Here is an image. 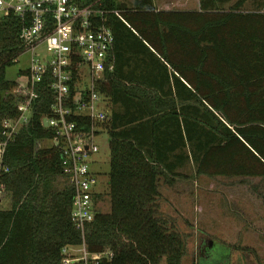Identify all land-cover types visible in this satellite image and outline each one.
Returning a JSON list of instances; mask_svg holds the SVG:
<instances>
[{"label":"trees","instance_id":"1","mask_svg":"<svg viewBox=\"0 0 264 264\" xmlns=\"http://www.w3.org/2000/svg\"><path fill=\"white\" fill-rule=\"evenodd\" d=\"M155 1H105L122 9V17H110L115 69L98 90L110 98L124 85L139 110L103 125L111 209L87 223L86 242L91 250L112 251L106 264H159L163 257L182 264L185 237L161 212L160 198L162 182L172 185L187 161L197 174L264 178V0H199L198 10L157 9ZM22 26L16 16L0 18V129L18 115L16 81L6 70L24 49ZM125 65L133 66L136 86L127 84L134 77L120 74ZM155 65L178 73L182 109L172 103L171 88L164 99L143 85L136 68ZM48 76L37 86L29 126L7 150L2 180L10 206H0V264H62V247L81 242L71 219L74 188L61 182L60 152L41 143L53 134L42 123L54 101ZM72 118L85 129L91 125L87 116Z\"/></svg>","mask_w":264,"mask_h":264},{"label":"built area","instance_id":"2","mask_svg":"<svg viewBox=\"0 0 264 264\" xmlns=\"http://www.w3.org/2000/svg\"><path fill=\"white\" fill-rule=\"evenodd\" d=\"M105 1L0 0V18L22 20V52L30 53L23 79L12 90L20 98L18 115L5 118L0 129V202L7 189L2 177L8 171V147L29 126L39 97L37 86L48 74L54 101L42 118L43 125L53 130L46 146L60 152L63 176L74 188L71 219L82 237L81 242L62 247V264H106L113 256L110 249L91 250L86 242V225L101 205L100 178L87 157L98 150L96 137L111 114L110 98L98 87L115 69L116 37L110 17H122V9ZM72 116H87L91 125L85 129Z\"/></svg>","mask_w":264,"mask_h":264},{"label":"rangeland","instance_id":"3","mask_svg":"<svg viewBox=\"0 0 264 264\" xmlns=\"http://www.w3.org/2000/svg\"><path fill=\"white\" fill-rule=\"evenodd\" d=\"M163 3L157 0L158 6ZM29 61L30 53L22 52L7 68V78L21 81ZM108 139L109 134L101 132L96 137L98 150L87 157L94 172L102 166L104 172L109 171ZM50 143L44 140L45 145ZM181 171L183 175L172 185L162 182L160 206L185 237L182 264H264V178L211 177L197 174L193 163ZM61 180L67 182L64 177ZM0 206L9 208L10 199L5 196ZM99 209L110 211L109 196H101ZM211 244L213 248H208ZM159 264H167L166 257Z\"/></svg>","mask_w":264,"mask_h":264},{"label":"crops","instance_id":"4","mask_svg":"<svg viewBox=\"0 0 264 264\" xmlns=\"http://www.w3.org/2000/svg\"><path fill=\"white\" fill-rule=\"evenodd\" d=\"M155 2H156L155 4H156L157 9L198 10L200 7L199 0H164L163 6H158L157 0ZM136 71L139 73L138 75L139 78L145 79L146 82L143 83V85L145 87H148L150 90L154 89V90L159 91V93L163 96L164 99L167 98V96L164 93H166V91L171 88L173 90L172 94H170L171 101H172V98L175 100V102L172 101V103L175 104V108H177V110H180L183 108L184 101L183 99L181 100L179 99L175 91V88H176L175 80L176 79H175L174 74L178 76V73H174L171 66L168 67V70L161 68L159 65H155V66H149L148 70H145V69L142 70V69L136 68ZM119 72L120 74H124L125 75L124 77L126 76L134 77V80L132 81V83L127 81L128 85L130 84L135 85L139 83L137 82L138 80L137 77L133 73L132 65L131 66L125 65L124 67H122V69ZM143 73L147 75H141ZM123 80H126V79H123ZM182 80L189 86V84L184 78H182ZM179 86H180L181 95L182 96L184 94L187 95L188 88L185 87L181 83L179 84ZM125 89L127 88L124 85L121 91L117 88L114 94L116 96V100L113 94L110 95V112H111L110 119L111 117L114 118L116 116L124 120V119L134 118L135 116L139 114V110L137 109L138 101H136V98L134 96L132 98L129 94L125 93L127 92V90ZM157 102L158 100L156 101V103ZM186 104H188V102H186ZM187 164L189 165L190 162L188 163L187 161L185 165ZM102 167H101V170L95 171V173H97L100 178V185H99L100 194H98V196H100V199H101V196L102 198L109 196V175H108L109 171L104 172V169H102ZM183 168H184V165L182 166V169ZM109 170H110V159H109Z\"/></svg>","mask_w":264,"mask_h":264},{"label":"water","instance_id":"5","mask_svg":"<svg viewBox=\"0 0 264 264\" xmlns=\"http://www.w3.org/2000/svg\"><path fill=\"white\" fill-rule=\"evenodd\" d=\"M47 123H48V122H47V119H45V120H44V124L47 125Z\"/></svg>","mask_w":264,"mask_h":264},{"label":"flooded vegetation","instance_id":"6","mask_svg":"<svg viewBox=\"0 0 264 264\" xmlns=\"http://www.w3.org/2000/svg\"><path fill=\"white\" fill-rule=\"evenodd\" d=\"M214 246H215V244H214ZM208 248H213L212 244H211V245H209V246H208Z\"/></svg>","mask_w":264,"mask_h":264}]
</instances>
